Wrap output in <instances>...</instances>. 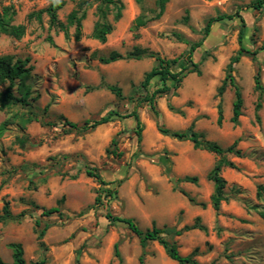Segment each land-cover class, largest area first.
<instances>
[{
	"label": "rangeland",
	"instance_id": "obj_1",
	"mask_svg": "<svg viewBox=\"0 0 264 264\" xmlns=\"http://www.w3.org/2000/svg\"><path fill=\"white\" fill-rule=\"evenodd\" d=\"M50 1L0 0V14L26 28L20 39L0 33V56L28 58L33 68L26 81L31 89L28 105L0 108V125L5 124L0 135V216L6 203L13 216L24 214L20 221L0 220L2 260L12 264L9 245L20 243L27 264H178L158 242L143 243L126 224L110 222L106 215L111 213L133 219L143 231L154 226L167 229L165 238L179 253L200 264H264V50L255 59L242 56L234 66L244 100L237 124L231 122L234 90L228 87L222 96L217 94L240 48V31L245 48L264 46V7L255 11L251 5L256 0H169L160 19L133 32L139 15L149 18L157 13L156 0H120L123 9L117 22L114 6L102 0H63L57 12L60 22L66 24L74 10L85 13L83 36L75 41V26L68 27L69 38L50 27L45 12ZM99 8L113 24L105 43L90 38ZM38 11H43L41 21L28 20ZM220 16L233 18L214 23L193 54L201 74H187L177 86L168 81L171 90L156 98L155 112L142 102L146 91L141 88L154 58L99 61L114 51L125 56L136 47L166 59L183 56L189 46L173 34L198 42L207 21ZM185 66L181 59L173 71ZM257 77L263 87L260 109ZM104 84L120 87L122 98ZM6 86L0 85V92ZM161 86L155 78L148 91ZM13 91L20 96L16 85ZM133 110L142 126L140 142L135 119L127 118ZM110 111L118 116L86 132L70 130L63 120L82 125ZM31 114L37 120L28 121ZM47 122L50 125H44ZM160 128L180 132L191 128L223 148L237 144L241 156L227 157L235 168L221 170L227 201L218 212L211 204L214 185L208 175L220 158L195 149L189 140L164 135ZM87 169L97 170L105 184L88 177ZM185 177H197L198 182L192 184ZM52 207H59L62 214L41 215L43 208ZM36 220L41 228L47 225L41 240ZM195 223L205 230L185 229Z\"/></svg>",
	"mask_w": 264,
	"mask_h": 264
},
{
	"label": "trees",
	"instance_id": "obj_2",
	"mask_svg": "<svg viewBox=\"0 0 264 264\" xmlns=\"http://www.w3.org/2000/svg\"><path fill=\"white\" fill-rule=\"evenodd\" d=\"M102 2L106 6H114L116 9L113 17V21L117 22L122 16V9L123 5L120 0H102ZM169 0H156L157 6V13L152 17H146L145 15H139L132 23L131 30L133 32H137L140 28L145 27L148 23L158 20L162 17L165 12L166 4ZM63 0H51L45 12L49 17V24L50 27H57L59 28L66 38H69V31L68 27L75 26L73 38L75 41L81 40L83 36L82 31V21L85 18V13L83 12L81 15H78V11H72L68 18L67 23L64 24L58 20L57 12L64 6ZM251 7L255 11H260L264 7V0H256L252 3ZM43 11H38L36 13H31L28 15V20L35 18L37 21H41V14ZM107 12L103 9L98 10V20L93 26V29L90 33V38L96 40L100 43H105L107 41V37L113 31V24L106 21ZM232 16H220L216 18H210L204 29H203V38L198 42H189L184 39V37L179 33H174L173 37L182 43H185L189 46L187 53L183 56L176 57L174 59H166L162 58L158 53L153 51H149L147 49H142L136 47L133 51L127 53L125 56L119 54L118 52H111L108 56H102L99 58V61L103 64H110L117 62L119 60H140L142 58H154L155 65L151 68L150 71L146 72L141 83V88L146 91L145 97L142 99V102H146L149 104L152 111H156V98L161 97L162 95H166L170 92L171 87L167 84L168 81H172L177 86L182 80L187 76V74L196 73L198 75L201 74L199 70V64L193 61V54L194 52L200 48L206 38L210 35L211 28L214 23L220 22L224 19H232ZM242 21V28L245 27L244 19L241 17ZM25 25H12L10 23L9 17L0 14V33L12 36L16 39H20L25 34ZM243 38V29L240 31L239 36V43L240 48L237 54L231 58L228 66L225 78L221 84V86L217 90L218 96H222L228 87H231L234 90V102H233V109H232V118L231 122L234 124L238 123L239 118L242 116V110L244 106V100L242 95L241 87L237 84L234 76L233 70L235 64H237L241 57L244 55H250L252 58H256L259 53V50H264V46L260 49L256 50H249L245 48L241 44V40ZM50 44H53V41L50 36L46 39ZM183 59L186 63V66L183 67L180 71H173V67H175L180 60ZM29 59H15L11 55H4L0 56V85L7 84L4 91L0 92V108H6L11 105L21 104V105H28V100L31 95L30 86L26 83V81L31 77V72L33 68L28 66ZM158 78L162 84L161 87L155 89L152 93H149L148 89L153 79ZM17 86V91L20 94L19 97L14 95L13 88ZM104 86L113 93L117 98H122V90L120 87L116 85H109L104 84ZM256 91L259 92L258 103L256 105L257 109H260L261 103L260 100L263 94V87L259 81V78H256ZM118 116L116 112L110 111L105 116L100 117L99 119L86 121L82 125H78L67 119L64 120V124L69 127L70 130H75L78 132H86L88 130L94 129L100 125H104L109 123L113 117ZM36 114H31L27 120H37ZM127 118H134L136 121V135L138 137V142L141 140V122L139 120V116L136 110H133L131 113L127 115ZM223 111L219 105L218 108V117H217V124L221 126L223 122ZM44 125H50L49 122L44 123ZM5 130V124L0 125V135H2L3 131ZM159 131L167 136H171L178 140H189L192 142L195 149L205 150L210 153L215 154L220 159L218 163L214 166L212 171L208 175V179L213 182L214 185V192L211 197V204L215 211H219L221 203L227 201V197L225 195V187H226V180L221 176V170L223 166H227L230 168H235L233 162L229 161L227 157L229 155H235L237 157L241 156V151L236 148L237 144L234 143L232 146L228 148H223L219 144L211 141H206L204 136L201 133L194 131L193 129H188L187 131L180 132V131H171L169 129L160 128ZM112 144H115L113 140ZM114 154H116L114 152ZM86 175L90 178L97 180L101 184H105L104 179L102 178L101 174L95 169H87ZM185 181L190 182L192 184H196L198 182L197 177H185ZM260 190H263V187L260 186ZM182 194L187 196L186 192L181 191ZM111 193V191H108ZM193 201L192 199H190ZM100 202V197L96 198V203ZM3 215L0 216L1 221H20L24 214H19L17 216H13L9 211L8 203L5 204L3 208ZM53 214L61 215V211L59 207H52L49 209H42V216H51ZM264 216V214H263ZM106 218L110 222H121L127 225L129 230L139 237L143 243L145 242H158L166 251L168 257L177 262L178 264H200L196 260H194L191 256H182L177 246L173 243H170L166 238L165 235L169 234V231L165 228H158L154 226L151 230L143 231L141 230L138 225L134 222L133 219L124 218L120 216H113L111 213H107ZM199 222V220H197ZM199 228L205 230V228L199 223H195L192 227H186V230ZM47 230V225L41 228V223L39 220L35 221V232L38 235V239L41 240L45 235ZM182 231H176V235H180ZM10 250L12 251V264H27L24 259V251L23 247L20 243H11L9 245ZM118 255V251H116ZM0 264H10L2 260L0 257ZM35 264H42V263H35Z\"/></svg>",
	"mask_w": 264,
	"mask_h": 264
}]
</instances>
